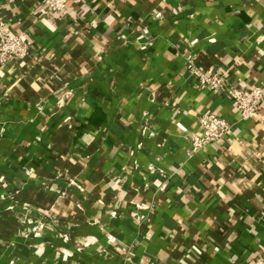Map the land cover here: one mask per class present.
Masks as SVG:
<instances>
[{"label": "crops", "instance_id": "0c3cea01", "mask_svg": "<svg viewBox=\"0 0 264 264\" xmlns=\"http://www.w3.org/2000/svg\"><path fill=\"white\" fill-rule=\"evenodd\" d=\"M0 264H253L264 256V0H0ZM225 136L196 145L200 120Z\"/></svg>", "mask_w": 264, "mask_h": 264}, {"label": "built area", "instance_id": "2783aa9c", "mask_svg": "<svg viewBox=\"0 0 264 264\" xmlns=\"http://www.w3.org/2000/svg\"><path fill=\"white\" fill-rule=\"evenodd\" d=\"M71 0H46L49 12H60L66 8ZM85 2L86 0H75ZM29 55V47L23 34H16L9 30L0 19V65L12 59L25 58ZM193 77L200 84L215 89L225 87L233 99V106L241 114L243 119H249L264 105V82L252 87H230L223 75H210L203 70L194 69ZM203 135L196 136L195 143L200 145L203 141H214L222 138L230 129L226 118L216 114H209L200 120ZM253 264H264V256H258Z\"/></svg>", "mask_w": 264, "mask_h": 264}]
</instances>
